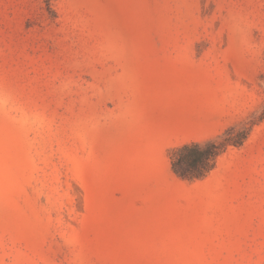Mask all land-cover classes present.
<instances>
[{"label":"rangeland","instance_id":"1","mask_svg":"<svg viewBox=\"0 0 264 264\" xmlns=\"http://www.w3.org/2000/svg\"><path fill=\"white\" fill-rule=\"evenodd\" d=\"M263 77L264 0H0V264H264V120L170 162Z\"/></svg>","mask_w":264,"mask_h":264},{"label":"trees","instance_id":"2","mask_svg":"<svg viewBox=\"0 0 264 264\" xmlns=\"http://www.w3.org/2000/svg\"><path fill=\"white\" fill-rule=\"evenodd\" d=\"M50 9V0H43ZM264 79V77H263ZM264 120V107L257 121H244L228 127L222 134L203 143H186L174 148L170 155L173 173L186 180L201 179L214 167L229 147H240L246 141L252 128Z\"/></svg>","mask_w":264,"mask_h":264}]
</instances>
